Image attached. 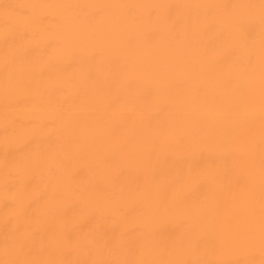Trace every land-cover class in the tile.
I'll return each instance as SVG.
<instances>
[{"label": "bare ground", "instance_id": "1", "mask_svg": "<svg viewBox=\"0 0 264 264\" xmlns=\"http://www.w3.org/2000/svg\"><path fill=\"white\" fill-rule=\"evenodd\" d=\"M0 264H264V0H0Z\"/></svg>", "mask_w": 264, "mask_h": 264}]
</instances>
